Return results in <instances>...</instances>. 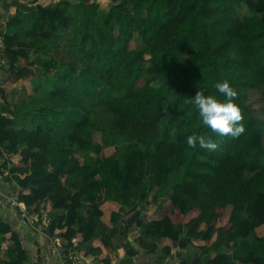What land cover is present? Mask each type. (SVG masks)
Returning <instances> with one entry per match:
<instances>
[{"label":"trees","instance_id":"obj_1","mask_svg":"<svg viewBox=\"0 0 264 264\" xmlns=\"http://www.w3.org/2000/svg\"><path fill=\"white\" fill-rule=\"evenodd\" d=\"M4 6L0 147L20 159L1 169L30 216L59 214L47 233L64 252L91 243L107 264L120 226L141 229L136 247L117 245L122 255L168 257L169 239L191 253L179 264H264V0ZM224 80L244 117L238 138L212 132L188 101L198 89L221 97ZM194 132L218 148L192 149ZM1 250L8 264L31 259L0 217Z\"/></svg>","mask_w":264,"mask_h":264},{"label":"crops","instance_id":"obj_2","mask_svg":"<svg viewBox=\"0 0 264 264\" xmlns=\"http://www.w3.org/2000/svg\"><path fill=\"white\" fill-rule=\"evenodd\" d=\"M6 1L9 2L11 0H0V11L4 13H6L4 9L5 7L4 5ZM29 1H32V0H29ZM43 1L47 2L49 5H55L59 0H43ZM0 151L2 154V159L8 161L10 166H12L13 163H16L20 159L19 152H9L6 150L4 146L0 147ZM17 190H18V186L12 179H9L8 184H6V182L3 181L2 190H1L3 193L13 194ZM145 203L148 204V202H145ZM56 215H59V214H56L54 212H46L44 213L43 217H47L48 219H53ZM0 217L4 221L12 222L18 230L22 229V234L26 233L25 231V228H27L26 224H24V222L20 219L14 207H10L4 204L2 196H0ZM152 218H158L157 208H153V210L150 209L147 215V219L151 220ZM100 226L101 228H103L102 225ZM122 229L123 228L119 226L114 231V233L116 232V235L114 236L115 243L110 250V254H109L110 261L107 264H179L181 261L185 260L187 257L188 250L180 248L177 243H174L170 241L169 239L164 240V245H167L171 248V254L168 257L152 256L148 254L147 252L143 251V249L141 248H138L139 254L137 256L122 255L120 252V248L123 246H131V245L136 247L137 245L134 241L138 237H140V232H141L140 228H132L125 235H121L120 233ZM118 244L121 245L119 249L117 248ZM39 245L41 248V256L44 257V254H46L45 250L47 249L48 244L47 242L42 241L41 243H39ZM61 245H62L61 250L65 251L66 241L62 239ZM92 248L93 246L91 245V243H87L81 246L77 250L79 253H82V252L88 253V255H83L82 261L78 264H104L96 260L97 257L91 253ZM34 259H35V256L31 254V259L28 264H33ZM49 264H61V263L59 262L57 258L52 257L49 259Z\"/></svg>","mask_w":264,"mask_h":264},{"label":"clouds","instance_id":"obj_3","mask_svg":"<svg viewBox=\"0 0 264 264\" xmlns=\"http://www.w3.org/2000/svg\"><path fill=\"white\" fill-rule=\"evenodd\" d=\"M215 88L220 94H222L221 97L208 93L206 94L205 91L206 89L204 90L198 89L196 91L195 96L193 98H189L188 101L196 106V108L198 109L201 123L204 126H207L212 132L218 134L219 136L238 138L241 134L245 132V126L242 123L244 119L243 113L240 107L234 101V98L237 96V92L232 86H230V83L227 80L217 82L215 84ZM186 143L189 147H191L194 150L197 147H199L200 149H206L208 151H214L218 148V144L215 142L214 139H212L211 137L205 138L203 135H199L195 132L186 137ZM15 194L16 193L14 192L13 195ZM14 209L16 208L14 207ZM17 214L21 216L18 213V211ZM43 218L45 217H42V219ZM24 221H25L24 223H27L25 219ZM49 224H50V220H49ZM47 230H46L47 236L40 238V236L38 235L37 240L39 243L45 241L49 246L52 238L49 236V233H47ZM56 238H59L61 242L62 238L60 237H56ZM39 240H41V242ZM61 248L62 246L60 247V250ZM61 251L65 254L70 252H76L81 257V259H83L81 253H79L77 250L69 251L67 253L64 252L63 250Z\"/></svg>","mask_w":264,"mask_h":264},{"label":"built area","instance_id":"obj_4","mask_svg":"<svg viewBox=\"0 0 264 264\" xmlns=\"http://www.w3.org/2000/svg\"><path fill=\"white\" fill-rule=\"evenodd\" d=\"M9 17L6 13L0 11V74L2 73L4 67V51L6 48V37L9 35ZM3 163L2 158L0 157V185L4 182L9 183L11 177L10 173L7 170L1 169ZM1 196L5 205H10L15 207L18 213L26 220L29 226L40 236V238L46 237V230L49 226V220L45 217L42 220L38 216H30L24 205L19 201L17 194L9 195L4 194L0 191ZM41 242V240H39ZM61 242L59 238L51 239L49 246L45 250L46 254L44 255V264H48L50 258L55 257L59 260L61 264H78L82 261L81 257L76 252L63 253L60 250Z\"/></svg>","mask_w":264,"mask_h":264},{"label":"rangeland","instance_id":"obj_5","mask_svg":"<svg viewBox=\"0 0 264 264\" xmlns=\"http://www.w3.org/2000/svg\"><path fill=\"white\" fill-rule=\"evenodd\" d=\"M71 2L73 3H78L77 0H70ZM99 3L101 4H107L109 2V0H97ZM68 39V37H64L62 38L59 42L60 44H64V42ZM136 39L138 40V43H139V47L140 49H143V44L141 43V41L138 39V36H136ZM31 53H34L33 50L31 51ZM46 58H48V55L46 54ZM38 66L36 65L35 66V69H37ZM41 69H43L41 67ZM43 73L44 71H41L40 74L43 76ZM38 82L35 83V88H34V91H33V94H35V92L37 91V86L39 85V80H37ZM94 140L96 143H98L100 140H101V135L100 134H97L94 136ZM107 152V155H110L113 151V149H107L106 150ZM152 206V204H151ZM146 206L143 207V209L145 208ZM154 207V206H153ZM153 207H151V209L153 210ZM20 219L24 221V219L19 216ZM100 223V224H99ZM26 224V227L25 228V231L26 233L25 234H22V229H19L18 231H20V235L22 237V240H23V244L24 246L29 250V253H31L33 256H35V259L33 261V264H44L45 260H44V257L41 256V248H40V245L38 243V235L37 233L29 226L28 223H24ZM98 224L99 226L102 225L103 228H100L103 229V230H106L107 228L105 227V225L103 223H101L100 221H98ZM10 245V242H7L6 246L8 247ZM12 247V246H10ZM7 249V248H6ZM188 254H191L190 251L188 252ZM187 254V255H188ZM45 255V254H44ZM8 261H9V257H8V250H1L0 251V264H8ZM48 264H49V261H48Z\"/></svg>","mask_w":264,"mask_h":264},{"label":"water","instance_id":"obj_6","mask_svg":"<svg viewBox=\"0 0 264 264\" xmlns=\"http://www.w3.org/2000/svg\"><path fill=\"white\" fill-rule=\"evenodd\" d=\"M49 236L51 237V234L49 233Z\"/></svg>","mask_w":264,"mask_h":264}]
</instances>
